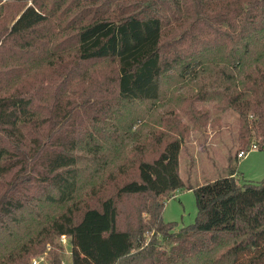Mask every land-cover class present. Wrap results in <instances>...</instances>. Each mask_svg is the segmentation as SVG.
Instances as JSON below:
<instances>
[{"label":"trees","instance_id":"trees-1","mask_svg":"<svg viewBox=\"0 0 264 264\" xmlns=\"http://www.w3.org/2000/svg\"><path fill=\"white\" fill-rule=\"evenodd\" d=\"M14 1L22 10L0 28V264H30L48 245L60 264L61 235L71 264H264V178L239 184L229 166L186 184L178 157L190 128L179 108L124 146L114 122L130 104L159 100L170 71L196 78L211 50L240 67L264 37V0ZM254 68L234 89L202 84L180 100L194 129L208 120L195 101L218 97L237 113L236 159L253 138L264 146V62ZM84 149L95 167L76 196ZM181 188L197 214L174 231L162 213Z\"/></svg>","mask_w":264,"mask_h":264},{"label":"rangeland","instance_id":"rangeland-1","mask_svg":"<svg viewBox=\"0 0 264 264\" xmlns=\"http://www.w3.org/2000/svg\"><path fill=\"white\" fill-rule=\"evenodd\" d=\"M5 7L0 15V28L10 26L22 10L21 4H16L14 0H1ZM245 53L241 52L243 57ZM229 55L222 51L211 50L204 54L203 61L194 67L198 76L193 79L191 73L179 75L178 69L165 74L160 83V99L151 102L133 103L122 108L115 123L123 133L124 140L122 146L129 142L126 134L130 132L145 133L156 126L158 117L170 109H176L182 123L187 125L189 133L185 138L179 152V174L186 184L197 186L199 184L212 181L227 175L229 166L236 169L235 178L237 183L242 184L246 181L258 182L264 178V146L263 149L250 148L243 158H237L236 150L238 146V115L231 109L218 108L215 100L195 101L193 108L200 113L208 112V120L201 128L194 129L192 121L183 111L188 103L180 101L182 98L191 97L195 94L198 86L205 84L210 90H220L229 86L234 89L240 83L243 75L253 71L255 66L264 62V37L257 40L250 53L244 55V63L240 67L228 65ZM182 110V111H181ZM113 123V121L111 122ZM114 124V123H113ZM131 126V127H130ZM104 129V124L100 125ZM256 145V143L254 144ZM109 148H112L109 144ZM80 156L77 166L80 168L82 180L80 190L77 195L88 188L91 181L92 169L95 165L92 162V155L84 150H77ZM113 163L109 165H113ZM105 167H103L104 169ZM101 169V168H99ZM42 210L53 211L52 205L40 203ZM37 206V205H36ZM197 214V206L194 193L191 189L181 188L172 192L169 199L165 202L162 218L165 222H176L174 231L181 227L193 223ZM57 246L61 248L60 264H71L70 242L61 243L55 239ZM53 246L45 249L42 253L31 258L38 261L37 264H50ZM43 256L44 260L40 261ZM200 264H210L207 260ZM227 264V263H222Z\"/></svg>","mask_w":264,"mask_h":264},{"label":"built area","instance_id":"built-area-1","mask_svg":"<svg viewBox=\"0 0 264 264\" xmlns=\"http://www.w3.org/2000/svg\"><path fill=\"white\" fill-rule=\"evenodd\" d=\"M253 148H256V145H254L253 144V146H252ZM253 148H250L249 150H251V149H253ZM248 150V151H249ZM246 152L247 151H240L238 154H237V157L238 158H243L245 155H246ZM59 241L61 242V243H67V242H69V237L68 236H66V235H61L60 237H59ZM50 246L48 245L47 246V248H49ZM40 261H43L44 260V257L43 256H41L40 257V259H39ZM38 263V261L36 260V259H33V261H32V264H37Z\"/></svg>","mask_w":264,"mask_h":264},{"label":"crops","instance_id":"crops-1","mask_svg":"<svg viewBox=\"0 0 264 264\" xmlns=\"http://www.w3.org/2000/svg\"><path fill=\"white\" fill-rule=\"evenodd\" d=\"M236 174H237V172L235 173V175H236ZM235 175H234V176H235Z\"/></svg>","mask_w":264,"mask_h":264}]
</instances>
